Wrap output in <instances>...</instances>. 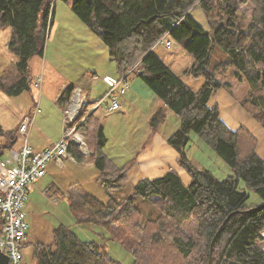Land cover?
<instances>
[{"label":"trees","instance_id":"obj_1","mask_svg":"<svg viewBox=\"0 0 264 264\" xmlns=\"http://www.w3.org/2000/svg\"><path fill=\"white\" fill-rule=\"evenodd\" d=\"M245 1L253 5L247 21L239 14L237 0L71 3L72 12L107 46L119 76L136 72L179 117V126L166 143L177 151L179 166L190 176L188 183L172 169L160 176L140 178L132 192L120 200L110 197L103 202L88 192L68 196L75 222L102 226L108 239L118 241L130 253L131 264H209L211 241L222 225L213 244L211 264H264V157L255 152L257 139L248 128L231 129L220 118L218 105H208L220 88H231L230 82L218 76L230 74L253 89L264 90V0ZM195 4L209 19V29L191 15ZM53 14V0H0V30L10 28L7 46L16 56L13 70L7 74L12 84L0 81V90L7 95L29 89V60L35 54L43 55ZM165 34L192 56L188 74L204 78L198 90L189 88L154 52ZM215 49L220 56L213 59ZM73 89V84H68L57 98L62 109L69 104ZM248 102L254 108H248ZM241 104L264 128V98L251 93ZM165 109L151 115L153 131L166 119ZM78 130L87 139L88 157L106 192L122 188L135 160L117 165L107 155V137L95 112L85 116ZM191 131L225 161L231 174L219 179L209 169L190 162L185 148ZM6 133L12 142L15 132ZM68 151L77 161L84 158L72 144ZM249 191L261 198L260 204H247ZM137 198L157 208L155 218L141 222ZM190 219L196 223L195 235L183 229ZM151 224L156 229L152 230ZM33 253L36 264H123L102 244L81 238L65 224L53 229L51 243H34Z\"/></svg>","mask_w":264,"mask_h":264},{"label":"rangeland","instance_id":"obj_2","mask_svg":"<svg viewBox=\"0 0 264 264\" xmlns=\"http://www.w3.org/2000/svg\"><path fill=\"white\" fill-rule=\"evenodd\" d=\"M72 1L53 0V21L45 36L43 55L35 54L29 60V89H25L16 95H7L0 90V95L5 98L4 100L0 99L1 158L6 153L18 152L24 143V135L18 130L15 139L11 142V135H7V125L3 122L5 113L9 114V118L12 119L10 126L15 129L16 124H18L17 120L25 115H32L35 106L38 105L40 111L35 114V124L33 128L31 126L32 130L30 128L27 138L29 137V141L33 140L42 144L46 140L55 143L62 139L64 132L61 110L52 99L58 88L64 83L66 85L71 83L79 85L90 91L89 100L93 101L101 98L107 89L102 80L105 74L115 78L119 76L116 64L109 58L107 46L95 32L82 23L72 12ZM237 2L239 14L243 15L247 21L252 15V3L245 0H237ZM202 12L199 4H195L190 10L193 17L201 21L206 29H209V19L204 13L202 14L204 18H202L200 16ZM7 32V29L0 30V81L6 82L5 80H7L6 84L10 85L13 81L7 74L13 70L12 65L16 61V56L7 49L6 42L9 38ZM167 39L171 42V46L156 45L154 52L182 78L189 88L198 90L203 84L204 78H195L188 74L187 69L192 62V56L170 36H167ZM218 52V49L214 50L213 59L219 58ZM90 76L96 77L91 80ZM218 78L230 82V90L240 104L242 100L249 99L251 93L264 98V90L253 89L245 80L239 81L230 74H226L224 77L218 76ZM127 84L126 91L123 94H117L120 104L117 110H106V102L103 101L95 111V115L103 124L104 133L108 138L105 150L114 154L116 159L114 162L117 164H124L138 150H142L147 139L146 130L149 123V115L146 114L147 105L152 104L148 97L146 104L142 102L143 98L141 97L149 96L153 92L136 75V72L128 75ZM145 91L150 94L147 95ZM247 105L248 108H254L251 102H248ZM241 106L243 107L241 110L245 114L244 118L247 116L251 121L259 123L244 105L241 104ZM228 115L235 116L237 112L229 107ZM166 118L165 128L173 122L176 124V121L179 125V117L173 111ZM41 119H44V122H41ZM248 121V124L252 123L250 120ZM257 123L256 125L261 127L260 123ZM78 131L83 134V140L87 145L84 133ZM251 133L254 135L255 132ZM75 147L79 149L77 146ZM260 149L262 150V147L258 149V152ZM88 150L90 152V149ZM185 153L194 166L200 169H209L219 179L231 174L225 161L193 131L189 133V142L185 148ZM90 160L88 156H84L81 161L67 160L63 166H59L53 159H49L46 164V176L30 186L31 190L24 203L28 229L24 238L23 252L27 264H36L33 244L36 242L51 243L53 229L60 224L70 225L72 230L81 238L102 244L111 257L123 264H131L132 256L130 253L118 241L108 239L106 229L98 225L77 224L75 222L68 196L75 198L83 192H88L103 202L110 197L113 200H120L132 192L135 183L145 174L138 165L133 164L128 173V181L124 186L108 193L97 178L96 168L88 165ZM46 189L47 194L43 193ZM249 193L248 205L261 203V198L253 191H249ZM135 203L140 209L142 223L147 219L155 218L158 214L157 208L148 200L137 198ZM150 227L152 230L156 229V226L152 224ZM183 229L187 234L195 235V221L193 219L188 220L184 223Z\"/></svg>","mask_w":264,"mask_h":264},{"label":"built area","instance_id":"obj_3","mask_svg":"<svg viewBox=\"0 0 264 264\" xmlns=\"http://www.w3.org/2000/svg\"><path fill=\"white\" fill-rule=\"evenodd\" d=\"M159 44L171 46L166 34L157 41L156 45ZM104 81L108 89L97 100H87L80 88L73 89L69 104L63 111V137L45 149L35 150L27 138L34 116L40 111L38 105L32 115H25L19 120L17 130L24 135V143L18 152L0 157V250L7 256L6 264H27L23 252V240L28 229L24 203L30 186L45 174L47 161L53 159L59 166H63L67 160L75 161L68 151L71 144L77 146L84 156H88L89 150L83 134L78 131V125L85 116L95 112L103 101L108 111L120 107L117 94L126 91V77L105 76ZM262 237L264 239V232Z\"/></svg>","mask_w":264,"mask_h":264},{"label":"crops","instance_id":"obj_4","mask_svg":"<svg viewBox=\"0 0 264 264\" xmlns=\"http://www.w3.org/2000/svg\"><path fill=\"white\" fill-rule=\"evenodd\" d=\"M202 14H203V12L201 13L200 16H202V18H204ZM197 21L199 22L200 25H202L205 28V26L202 24L201 21H199V20H197ZM6 29L8 30L7 33H10V28H6ZM7 45H8V40L6 42V46ZM7 49H8V46H7ZM105 76H111V75L105 74L102 77V80L106 84L107 89H108V84L104 81V77ZM90 77H91V80H92L96 76H90ZM111 77H113V76H111ZM126 80H127V77H126ZM66 86L67 85L64 83L55 92V94H54V96L52 98L53 102H55V104L57 103L56 102L57 98L59 97V95L61 94L62 90ZM73 86H74V88H80L81 93L87 98V100H89V94H90L89 90H85L82 87H80L79 85H74L73 84ZM231 91L232 90L226 89L224 87L220 88L216 92V94L209 99L208 105L209 106H213L215 104L218 105L220 118L231 129L235 130V129H237L240 126H244L243 124L248 125L247 127L250 128L252 131L250 129L249 130L251 132H253V131L255 132L254 135H255V137L257 139V144L255 146V152L258 154L259 157L263 158L264 157V128L262 126L259 127V125H256L257 122L255 123L254 121H251V119L249 117L246 116L244 118L245 114L241 110V108L243 109V107L241 106L239 100H237L236 97L233 96ZM147 92L148 91H145V93L147 95H149L150 93H147ZM0 93H1V91H0ZM147 97L152 101V104H148L147 105V110H146V114L149 115L148 119L150 120L151 115L157 109H160V108L165 109L166 107L163 104L162 100L160 98H158L154 93L149 95V96H146V97H141V98H143L142 102H144L145 104L148 102V100L146 99ZM0 99L4 100L5 98L0 95ZM229 107L234 109L237 112V115H235V116L228 115V108ZM58 108L61 110V113H62V116H63L64 115V113H63L64 109H62L59 106H58ZM165 110H166V116L171 115L172 111L170 109L166 108ZM166 119L164 120V122H162L161 124L158 125V127L156 128L155 131H153L151 129L150 124L148 123V127H147V130H146L147 139H146L145 144L142 147V150L141 149L138 150V152H136L135 155L132 156V158H129L126 162H128L131 159L135 160L134 164L138 165L140 170L144 172L145 177H150V178L156 177V176H160V175L164 174L165 172L174 169V170H176L178 172V174L180 175V177L183 180V182L188 183L189 180H190V176L188 175V173L186 171H184L183 168H181L179 166V164L177 162V157H178L177 151L173 147L169 146L166 143L167 138L178 128V126H179L178 122L176 121L175 122L176 124H174V122H173V123H171V125L169 127L165 128L164 125L167 124L166 123V121H167ZM19 120H21V118ZM19 120H17V122H19ZM35 120H36V117H35ZM248 120H250L252 123L248 124L247 123V122H249ZM3 122L6 123V125H7L6 127H7L8 131L9 130L10 131L14 130V132L16 134V132H17L16 128H17L18 124H16V128L15 129L11 128L10 125L12 123V119L9 118V114L8 113H5ZM41 122H44V119H41ZM34 124H35V121H33L32 128H33ZM257 124H259V123H257ZM32 128H31V130H32ZM50 141L51 140H46V141H44V144H42V143H38V142L33 141V140L29 141V137H28L29 145L32 148H34L35 150H42V149H45V148L49 147L50 144L54 143V142L50 143ZM106 144H107V142H106ZM106 144L104 146V151L105 152H106V150H105ZM261 147H262V150L260 149V151L258 152V149L261 148ZM106 153H107V155H109L113 159V161H116L115 156H114V154H112V152H106ZM76 162H77V160H76ZM88 163H89L88 165L94 166V163H93L92 160H90V162H88ZM117 165H123V164L118 163ZM46 174H47V168H46L45 174L40 179H38L36 182H38L41 179H43L46 176ZM30 190H31V187H30V189L28 191L27 197L29 195ZM46 192H47V189L43 193H46ZM56 200H58V198H56ZM23 244H25L24 240H23Z\"/></svg>","mask_w":264,"mask_h":264},{"label":"water","instance_id":"obj_5","mask_svg":"<svg viewBox=\"0 0 264 264\" xmlns=\"http://www.w3.org/2000/svg\"><path fill=\"white\" fill-rule=\"evenodd\" d=\"M228 217H226L227 219ZM225 219V220H226ZM223 226V225H222ZM222 226L219 228V230L217 231V233L214 235L212 241H211V245H210V250H209V264H211V254H212V248H213V244H214V241H215V238L218 234V232L221 230ZM7 263V256L4 252H2L0 250V264H6Z\"/></svg>","mask_w":264,"mask_h":264}]
</instances>
